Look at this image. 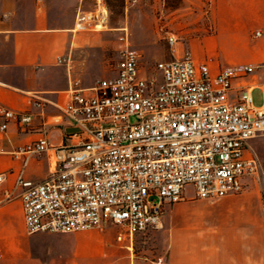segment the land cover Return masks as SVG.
I'll use <instances>...</instances> for the list:
<instances>
[{"label":"built area","instance_id":"2783aa9c","mask_svg":"<svg viewBox=\"0 0 264 264\" xmlns=\"http://www.w3.org/2000/svg\"><path fill=\"white\" fill-rule=\"evenodd\" d=\"M107 18V5L97 0L94 11L78 15L76 28L104 29ZM118 40L113 74L93 85L72 77L68 100L58 104L79 130L66 132L60 144L44 135L13 152L23 166L5 199L19 190L28 234L113 223L132 237L161 228L167 206L184 199L188 187L197 198H221L243 192L260 176L250 140L264 135V103L254 104L248 84L235 90V82L256 66L232 64L213 72L209 62L186 54L158 62L156 82L142 72L141 52L130 43L127 25ZM167 40L174 49L180 38L168 32ZM44 102L38 97L35 105ZM34 117L0 103L2 130L16 121L30 131ZM32 158L48 160L43 180L25 177ZM4 178L1 173L0 183ZM151 264L168 261L158 255Z\"/></svg>","mask_w":264,"mask_h":264},{"label":"crops","instance_id":"0c3cea01","mask_svg":"<svg viewBox=\"0 0 264 264\" xmlns=\"http://www.w3.org/2000/svg\"><path fill=\"white\" fill-rule=\"evenodd\" d=\"M88 5L89 0H0V103L35 114L30 131H23L16 121H11L6 130L0 128V174L5 173L0 183V264L32 262L34 242L28 236L51 233H27L19 190L12 200L5 198L23 166V159L13 155L16 148L44 135L54 144L65 140L66 128L72 125L58 104L68 100L71 78L88 79L97 69L105 72L103 35L76 28L78 15L87 12ZM199 30L182 45L178 57L190 54L196 61L209 62L213 72L232 64L256 66L248 78L235 82V90L242 84L252 86V97L256 90L262 97L260 104H254L262 105L264 0H215L208 22H201ZM250 37L260 40L250 45ZM59 57L66 61L60 63ZM38 97L45 100L43 107L35 105ZM250 147L258 157H264L261 136L251 139ZM49 167L47 159L32 158L25 177L43 180L49 175ZM249 187L213 199L197 198L194 192L185 194L170 207L178 205V211H189L217 205L219 209L192 211L188 224L180 226L177 221L164 229L168 249L158 255H164L168 264H264L263 209ZM253 193L259 198L255 190ZM96 244L99 246V242ZM100 250L98 264L110 257L105 248ZM131 264L142 262L134 259Z\"/></svg>","mask_w":264,"mask_h":264},{"label":"rangeland","instance_id":"374dc122","mask_svg":"<svg viewBox=\"0 0 264 264\" xmlns=\"http://www.w3.org/2000/svg\"><path fill=\"white\" fill-rule=\"evenodd\" d=\"M103 1L108 8L107 26L104 29L96 28L89 31L103 35L102 38L105 39V45L102 48L105 72L97 69L88 79L80 76L84 85H93L100 78L113 74L111 65L118 57L120 28L126 25L129 28L130 43L141 52L142 72L159 82L161 73L156 68L157 63L182 54V45L191 36L200 32L201 22H208L215 4V0ZM96 8L97 0H89L87 12H92ZM168 32L176 33L180 38L174 49L168 43ZM258 40L260 38L255 40L250 37L248 43L255 44ZM261 101V93L256 90L253 93V102L260 104ZM261 138L264 139V135ZM259 157L263 162V168H261L259 178L252 180L248 189L252 190L253 199L262 204L264 216V157L262 155ZM192 193V187H188L186 195ZM171 205L166 208L165 221L161 228L137 233L133 238L113 223L89 231L42 233L28 236L29 241L34 242V248L30 255L33 263L29 261L27 264H98L101 247L110 252V257L99 264H131L134 259H140L142 264H151L154 256L167 252L168 233H163L164 229L177 224V221L180 226L184 223L188 224L187 222L192 221L190 214L192 211L219 209L217 205H207L189 211H178V205L172 208ZM96 242H99V246ZM128 245L131 248H128ZM85 258L87 261L84 260Z\"/></svg>","mask_w":264,"mask_h":264},{"label":"water","instance_id":"95a60500","mask_svg":"<svg viewBox=\"0 0 264 264\" xmlns=\"http://www.w3.org/2000/svg\"><path fill=\"white\" fill-rule=\"evenodd\" d=\"M79 129L77 127H74V126H71L69 128H66V132L67 133H72V132H76L78 131Z\"/></svg>","mask_w":264,"mask_h":264}]
</instances>
